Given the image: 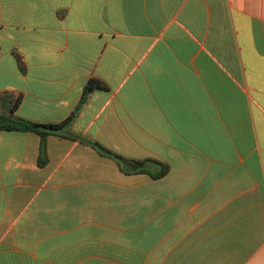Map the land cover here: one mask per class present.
Wrapping results in <instances>:
<instances>
[{"label": "crops", "instance_id": "1", "mask_svg": "<svg viewBox=\"0 0 264 264\" xmlns=\"http://www.w3.org/2000/svg\"><path fill=\"white\" fill-rule=\"evenodd\" d=\"M1 93L73 119L0 131V264H264V0H0Z\"/></svg>", "mask_w": 264, "mask_h": 264}, {"label": "trees", "instance_id": "2", "mask_svg": "<svg viewBox=\"0 0 264 264\" xmlns=\"http://www.w3.org/2000/svg\"><path fill=\"white\" fill-rule=\"evenodd\" d=\"M19 67L23 70L24 64L19 55H16ZM105 86L98 80L90 79L84 87L83 97L91 93L94 89H104ZM20 98L9 93L0 94V131H18V132H33L36 133L41 138V147H40V158L38 161L39 166H43L45 163L44 158V140L50 134L60 135L61 131L67 126V124L73 119V115L68 117L65 121L58 124H36L29 121L21 120L15 118L11 113L18 107ZM82 144L91 146L95 149L100 155L108 157L114 160L119 165L124 163L125 160L119 156L111 153L110 151L103 148L101 145L89 142L84 139H80ZM136 164H141L140 162H132ZM167 171V166L162 167L161 174H165Z\"/></svg>", "mask_w": 264, "mask_h": 264}]
</instances>
